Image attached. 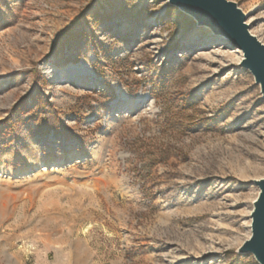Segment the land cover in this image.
<instances>
[{
    "label": "rangeland",
    "instance_id": "rangeland-1",
    "mask_svg": "<svg viewBox=\"0 0 264 264\" xmlns=\"http://www.w3.org/2000/svg\"><path fill=\"white\" fill-rule=\"evenodd\" d=\"M227 1L264 44V0ZM210 34L167 0H0V264H257L264 99Z\"/></svg>",
    "mask_w": 264,
    "mask_h": 264
},
{
    "label": "water",
    "instance_id": "water-1",
    "mask_svg": "<svg viewBox=\"0 0 264 264\" xmlns=\"http://www.w3.org/2000/svg\"><path fill=\"white\" fill-rule=\"evenodd\" d=\"M168 4L191 17L198 27L226 39L242 53L240 67L249 71L264 99V44L249 33L243 12L227 0H167ZM259 192L252 203L250 236L238 249L250 254L257 264H264V178L255 181Z\"/></svg>",
    "mask_w": 264,
    "mask_h": 264
},
{
    "label": "trees",
    "instance_id": "trees-1",
    "mask_svg": "<svg viewBox=\"0 0 264 264\" xmlns=\"http://www.w3.org/2000/svg\"><path fill=\"white\" fill-rule=\"evenodd\" d=\"M26 107H27V104H26V103H23V104L21 105V107H20V106L18 107L17 112H18L20 115H19L18 118H16L15 121H13V122L10 123V130H11V131H12V128H14V126H16V125L19 124V123L21 124V116H22L23 113L26 112ZM31 110H32V109H31ZM36 113H38V114H43V112L39 113V111H37V109H36L35 111L32 112L31 117H32V118L35 117ZM5 124H6V123H5ZM2 133H7V134H8V131L6 130V131H3Z\"/></svg>",
    "mask_w": 264,
    "mask_h": 264
},
{
    "label": "bare ground",
    "instance_id": "bare-ground-1",
    "mask_svg": "<svg viewBox=\"0 0 264 264\" xmlns=\"http://www.w3.org/2000/svg\"><path fill=\"white\" fill-rule=\"evenodd\" d=\"M211 33V32H210ZM210 35H212V34H210ZM219 41H220V43H228V41L227 40H225L224 38H222V37H219ZM234 52V54H236V55H238L239 54V52H237L238 50H233Z\"/></svg>",
    "mask_w": 264,
    "mask_h": 264
}]
</instances>
